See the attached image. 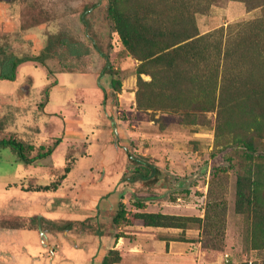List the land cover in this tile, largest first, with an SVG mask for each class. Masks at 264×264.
I'll list each match as a JSON object with an SVG mask.
<instances>
[{"label":"rangeland","instance_id":"rangeland-1","mask_svg":"<svg viewBox=\"0 0 264 264\" xmlns=\"http://www.w3.org/2000/svg\"><path fill=\"white\" fill-rule=\"evenodd\" d=\"M128 1L181 17L154 0ZM8 3L4 13L16 18L0 20L6 53L38 54L45 34L60 30L90 53L76 57L62 50L46 65L24 61L14 78H0V140L15 136L34 145V155L62 138L35 165L13 147H0V252L16 246L1 227L21 219L31 253L43 249L38 229L59 243L47 264H210L227 253L264 264V138L249 127L258 104H218L219 88L200 71L193 87L187 78L174 85L173 71H161L153 82L146 61L115 31L110 0ZM256 18L264 21V8L220 0L196 22L206 33ZM243 139L257 147L252 159L243 154ZM129 153L154 163L161 179L124 180L135 168ZM250 172L260 177L252 194L259 202L239 210L238 178ZM147 214L169 218L149 222ZM81 231L85 236L76 237ZM99 246L101 261L95 257Z\"/></svg>","mask_w":264,"mask_h":264},{"label":"trees","instance_id":"trees-1","mask_svg":"<svg viewBox=\"0 0 264 264\" xmlns=\"http://www.w3.org/2000/svg\"><path fill=\"white\" fill-rule=\"evenodd\" d=\"M217 1L220 0H154L159 6L166 4L169 8L180 11V18H171L167 12L160 13L158 8L144 10L131 5L128 0H110L108 9L114 29L119 33L123 44L146 61L147 71L152 75L153 82H157L161 71H173L178 72L175 80L177 84L174 85L182 86V81L187 78L185 80L190 79L189 85L193 87L196 73H204L209 77L210 87L214 84L215 91L219 88L218 104H258L253 107L255 116L249 122V127L256 136L264 138V21L261 18L240 21L229 25L225 30L201 33L196 15L205 14ZM242 1L250 9L264 8V0ZM45 36L47 42L41 51L25 58L17 57L14 52L6 53L3 50L5 44H0V78H14L16 68L24 61L46 65L48 59L60 57L62 50H67L76 57L90 53V48L84 42L67 31L50 32ZM49 73H52L51 69ZM240 90L249 92L240 93ZM229 93L234 96L229 97ZM212 94L214 95V91ZM61 141L62 138H58L48 148L40 146L34 155L31 152L35 150V146L25 145L15 136L2 138L0 147H13L18 156L30 164L52 154ZM241 142L246 159L256 156L257 147L254 142L249 139ZM128 158L135 168L124 180H141L151 184L161 179L160 170L154 163L132 153L128 154ZM142 167L148 171L143 172ZM259 183L260 177L252 178L251 172L246 176H239V210L246 204L250 207L259 202L257 197H252ZM146 216L149 222L169 218L160 214Z\"/></svg>","mask_w":264,"mask_h":264},{"label":"crops","instance_id":"crops-1","mask_svg":"<svg viewBox=\"0 0 264 264\" xmlns=\"http://www.w3.org/2000/svg\"><path fill=\"white\" fill-rule=\"evenodd\" d=\"M9 6H10L9 3L0 2V20L3 21L4 18H6L8 15H10V18L13 20V23H14L13 18H16V17H14L12 15V13H10L9 11L4 13L5 9L8 8ZM20 16H21V13H20ZM26 35H30V34H26ZM31 36H32V34H31ZM37 161H34L30 164H34ZM13 214H15V213H13ZM31 219L32 218H30V220ZM37 219H38V217H37ZM30 220H29V223H30ZM23 221L24 220L16 219V220H14V222H12V224L6 225L5 227H1L3 229L2 233L7 238H13L14 241H10V242H12L13 245H16V246L15 247L14 246L6 247V249L4 250V254H3V252H0V264H5L4 261H7V260L19 261V259H21V258H24V259L31 258L33 261L32 264H36V262H42V263L47 264L48 261L51 259L53 261L56 258L57 252L59 250V247H58L59 243L52 244L48 239L50 232H48L44 229H38V226L33 225L36 227V230L38 229L37 231L40 235L38 242L43 245V249L38 251L37 254L31 253L30 250L26 247L24 239H23V229H21V228H23V226L21 225L23 223ZM75 235L77 237V236H83L84 234H83V231H81L80 234H75ZM103 244H105V242H103ZM100 250H101V248L99 246L97 251H96V255H95V257L98 261H101L99 259L100 258ZM139 264H144V263H139Z\"/></svg>","mask_w":264,"mask_h":264},{"label":"built area","instance_id":"built-area-1","mask_svg":"<svg viewBox=\"0 0 264 264\" xmlns=\"http://www.w3.org/2000/svg\"><path fill=\"white\" fill-rule=\"evenodd\" d=\"M210 264H262V263L254 259L240 261V260L231 258L229 254L227 253L225 255H222L219 259L215 260L214 262Z\"/></svg>","mask_w":264,"mask_h":264},{"label":"flooded vegetation","instance_id":"flooded-vegetation-1","mask_svg":"<svg viewBox=\"0 0 264 264\" xmlns=\"http://www.w3.org/2000/svg\"><path fill=\"white\" fill-rule=\"evenodd\" d=\"M2 3H8V0H0ZM13 15V14H12ZM23 16V15H22Z\"/></svg>","mask_w":264,"mask_h":264}]
</instances>
